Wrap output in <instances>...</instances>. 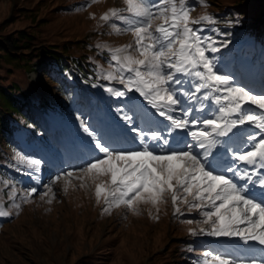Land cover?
Returning a JSON list of instances; mask_svg holds the SVG:
<instances>
[{
    "label": "snow or ice",
    "instance_id": "snow-or-ice-1",
    "mask_svg": "<svg viewBox=\"0 0 264 264\" xmlns=\"http://www.w3.org/2000/svg\"><path fill=\"white\" fill-rule=\"evenodd\" d=\"M196 4L207 6L206 0H122V6L100 16L112 33L132 37L121 46L97 45L108 53V66H98V78L123 86L105 85V91L116 97L138 93L154 111L141 126L133 105L116 109L136 134L139 144L133 148L114 147L102 130L81 119L80 129L96 154L83 166L61 172L39 195L51 203L52 185L87 178L104 212L121 206L136 212L142 204L158 212L170 200L174 214L201 217L185 221L196 225L188 229L191 235L238 238L244 246L264 248V89L254 92L225 73L217 54L229 41L215 38L219 28L205 34L216 20L208 13L192 17ZM156 117L163 118L155 121L162 127L153 126ZM177 130L188 140L173 145ZM15 160L21 170L40 171L39 159L16 152ZM34 179L39 182L38 175ZM0 183L16 209L19 194L27 201L38 193L36 187L18 190L12 181ZM6 207L0 204V216L12 214ZM201 264H264V256L210 249L202 253Z\"/></svg>",
    "mask_w": 264,
    "mask_h": 264
},
{
    "label": "rangeland",
    "instance_id": "rangeland-1",
    "mask_svg": "<svg viewBox=\"0 0 264 264\" xmlns=\"http://www.w3.org/2000/svg\"><path fill=\"white\" fill-rule=\"evenodd\" d=\"M192 2L194 3L195 0ZM262 3L264 0H206V7L196 4L191 12V16L194 18L208 13L216 20L215 24L206 26L205 34H208L211 28H219L220 33H229L227 37L220 33L214 34L218 40L226 38L229 41L228 47L222 48L217 55L221 58L225 73L234 74L236 80L241 83L244 80L245 85L254 92L264 89L263 69L254 75L260 79V84L251 83V80H248L246 76L254 68H257L256 59L264 56ZM114 6H122V0H95V2H91V0H0V20L6 16L7 18H17L9 30L10 28L28 27L31 23L33 25L32 33L36 36L38 43L51 41L61 44L62 41L59 39L72 38L78 41L86 39L85 44L88 49L108 56L106 51L102 52L97 48L98 44L107 43L110 46H121L132 40L130 34H114L109 26L101 24L100 16L108 8ZM256 33L261 37L260 40ZM70 49L67 48V50ZM82 53L78 52V54ZM88 55L90 56L91 52L88 51ZM42 69H45L44 63L35 64L33 70L26 74L27 80L35 82L41 77L42 80H47L44 75L39 73ZM22 78L20 76V81L23 82V87L28 94L26 97L28 106L49 131L52 127L30 101L31 92L29 89L33 92L35 86ZM9 82L10 79L5 78V83ZM101 83H103L102 86H97V88L107 103V97L109 98L112 94L105 91V85L118 89L123 88L122 85L119 88V84L116 82L109 84L103 79H101ZM132 93L140 97L138 93ZM132 93L124 99L127 105L134 100L132 98L134 96H131ZM51 96H54V99L59 98L56 92H51ZM80 97L86 102V112L79 109L69 119L62 121L56 119L58 121H54L53 125L68 127L71 119L79 124L83 119L92 124L94 128L102 130L114 147L133 148L138 146V141L125 145L127 139L119 138L122 132L129 135L130 138H135L136 134L130 131V126L125 125L124 121L119 118L117 121L112 120L111 122L103 121V118L97 117L95 108H92L89 96L83 88ZM115 99L123 107L126 105L122 98L115 97ZM136 110L138 112L136 123L141 124L148 113H143L139 108ZM115 115L117 116V114ZM107 116L110 117L108 112ZM113 124L118 125L119 130L115 129ZM9 152L13 154L14 160L10 168L0 171V181H12L17 185L18 190L25 189V186L29 187L27 189L33 187V179L36 175L39 176V182L34 179L38 193L27 201L22 194L17 196L15 203L20 205L18 209L11 207L12 202L7 199V188L3 183H0V204L7 206L6 210H10L12 213L6 217L0 216V264H73L80 259L82 264H133L128 257L130 253L138 261L140 259L141 264H155L154 259L157 254L167 255L169 261L164 264H201L202 253L210 250L211 246L215 244V237L191 235L188 229L196 225H189L185 221L197 220L201 217L195 212L187 213L186 211L182 215L183 217L175 215L170 200L161 203L158 206V212L150 204H142L136 212L121 206L118 209L111 208L105 214L102 211L103 201L97 203L94 185L87 178L81 181L74 176L70 178L67 185L66 181L62 179L52 185L55 197L51 203L48 202L47 197L41 199L39 193L46 190L44 185L50 184L61 172L83 166L85 160L96 154L93 151L90 138L81 129L66 132L64 139L58 141L50 150L49 159L40 155L37 157L28 156L34 159L39 158L42 161L39 173L28 169L21 170L17 166L15 152L13 150H9ZM74 153L80 155L83 160L75 165L67 164ZM52 162L60 163L62 167L54 169L52 164L50 165ZM29 171H32V175L28 174ZM81 183L84 184L83 187H81ZM66 186L67 190H65ZM181 207L183 210L182 205ZM150 210L151 214H149ZM162 230L165 233V238L161 236L162 243H155L154 239ZM117 231H122L127 244L123 254L119 255L118 253L122 252V247L116 250L112 246H101L107 242L110 235ZM172 242H175V245ZM188 242H193V245L187 247ZM223 243L230 246L223 249L218 246L215 247V250L252 257L248 256L249 252L244 251L241 247L243 242L238 238H227ZM180 245L186 246L185 250L188 253L191 252L192 256L200 261L196 262L193 259L191 263L187 255L178 257L177 255L185 252V250L176 252ZM170 249L172 252L169 251ZM191 253L189 254L191 255ZM255 253L253 257L264 256V253L259 255L256 251Z\"/></svg>",
    "mask_w": 264,
    "mask_h": 264
},
{
    "label": "trees",
    "instance_id": "trees-1",
    "mask_svg": "<svg viewBox=\"0 0 264 264\" xmlns=\"http://www.w3.org/2000/svg\"><path fill=\"white\" fill-rule=\"evenodd\" d=\"M262 4V12L264 13V3ZM16 20L17 18H7V16L0 20L1 172L10 168L14 160L13 154H11L9 150H13L15 153L21 152L26 156L33 157L38 153V150L41 149V141H45L44 143L47 144L49 143L47 135H43L44 130L38 118H36L32 109L27 104L26 97L28 94L23 87V82L20 81V76L27 82L33 83L35 86L33 92L30 89L31 104L34 108L39 110L48 121L54 123V121L68 119L69 116L74 113L76 107L68 108L70 104L75 105L78 103V108L85 109L84 102L77 99L78 93L82 87L80 80L85 79L95 85L102 86V78H97L100 76L98 66H103L105 68L108 66V56L101 55L95 50L88 49L87 44H85L86 39L81 41L76 39L73 40L72 38L65 40L59 39L62 41L61 44L51 41L38 43L36 42V36L32 33L31 28L33 25L31 23H29L28 27L19 29L10 28L9 30V27H11ZM256 35H258V33H256ZM257 38L260 40L261 37L258 35ZM67 48L71 49L67 50ZM77 51L83 53L78 54ZM88 51L91 52L90 56L88 55ZM88 56L89 58H87ZM40 63L45 64V69L40 70L39 73L44 75L48 81L46 79L42 80V77L35 82L28 81L26 74L33 70L35 64ZM16 77L19 78L17 79ZM5 78L10 79V82L5 83ZM103 81L106 82L104 79ZM113 83L115 82H109V84ZM119 88H121L120 85ZM51 92H56L59 98L54 99V96H51ZM90 93L93 95L91 90ZM107 99L108 103H111L110 98L107 97ZM27 124H29L31 131L25 128ZM56 126L57 125H55L56 132H54V137L57 138L62 135V129H64V127H62L63 125H61V127ZM102 206L105 207L103 203ZM112 208L118 209L117 207ZM103 209L104 208H102V211ZM106 213L107 212H105V214ZM161 236L165 238L163 230L154 239L156 240L155 243H162ZM172 243L175 245V242ZM188 243L189 245H187V247L193 245V242ZM106 245L112 246V248H116V250L122 247V252L118 253V255L123 254L127 248V244L122 231H117L110 235L107 242L101 246ZM185 247L186 246L182 245L178 246L176 252L185 250ZM169 251H171V249ZM164 253L167 254L168 252ZM189 253L185 250L184 254L177 256L187 255L189 257V262H193V256ZM128 257L133 264H141L140 259L138 261L132 253H130ZM80 260L73 264H82ZM166 261H169V259H167V255L165 254L163 256L162 254H157V257L154 259L155 264H164Z\"/></svg>",
    "mask_w": 264,
    "mask_h": 264
}]
</instances>
